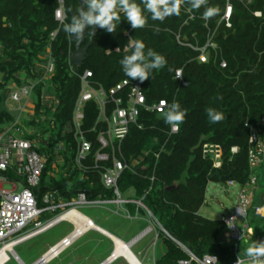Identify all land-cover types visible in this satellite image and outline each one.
I'll use <instances>...</instances> for the list:
<instances>
[{
	"label": "trees",
	"instance_id": "obj_1",
	"mask_svg": "<svg viewBox=\"0 0 264 264\" xmlns=\"http://www.w3.org/2000/svg\"><path fill=\"white\" fill-rule=\"evenodd\" d=\"M231 2V26L221 21L228 0H207L200 9L182 3L179 16H169L162 22L152 20L151 14L145 13L146 25L139 29H133L117 9L121 22L116 31L108 33L97 28L84 65L74 71L70 56L77 40L69 37L63 31L64 23L56 19L59 0H0V132L17 119V113L7 105L9 86L35 83L32 93L35 114L30 119L23 118L22 122L43 133V146L38 149L49 154L41 183L35 189L40 205H43L41 194L47 188L57 190L65 200H71L81 191L90 198L113 197V191L103 185L99 170L85 171L73 165L77 152L71 131L74 111L82 75L91 71V83L106 89L130 79L124 74L120 60L131 54L134 41L141 40L145 51L151 48L167 60L164 68L153 70L151 77L143 82L148 103L161 99L169 103L177 101L186 115L179 132L170 134L171 127L164 122L163 113L141 111L138 123L131 125L123 140L122 149L128 162L146 150L151 151L144 170L147 177L125 170L120 188L126 191L132 187L137 197H142L152 187L145 204L172 235L200 256L213 253L219 255L220 264L231 263L234 246L223 244L220 239L226 229L225 222L202 216L200 209L206 201L210 181L234 180L239 185L249 184L251 129L246 124L258 126L264 139V0ZM207 6L216 7L218 14L205 20L202 13ZM80 8L81 0H65L66 22ZM256 11L262 15L256 16ZM92 34L93 30L89 29L86 43ZM211 38L217 48L209 47L208 61H201V50L196 47L206 46ZM49 49L55 68L52 76L45 79L44 64L48 62ZM223 61L226 67L222 66ZM179 69L183 70L187 85L176 78ZM47 94L52 98L47 100ZM207 108L223 112L226 119L210 123ZM84 112L83 129L90 131L96 126L99 107L95 101H89ZM87 136L95 141L97 132ZM26 137L35 138V134L26 131ZM207 142L223 147L221 168L214 167L211 156H204L203 145ZM163 146L165 149L156 164L154 153ZM233 147H238V152L234 153ZM95 151L85 165L94 163ZM59 156L65 157L67 164L72 161L73 167L71 174L63 172L57 178ZM256 172L261 184L264 161ZM153 173L154 182L150 179ZM263 196L264 191L261 197L254 198L248 212L249 224L258 239L263 235H259L261 230L254 219L258 216L256 208L263 205ZM128 206L134 214L136 205ZM165 244L166 252L160 264H177L186 256L172 240L165 238ZM238 247L243 249V243ZM10 263L19 264L12 257L5 264Z\"/></svg>",
	"mask_w": 264,
	"mask_h": 264
},
{
	"label": "built area",
	"instance_id": "obj_2",
	"mask_svg": "<svg viewBox=\"0 0 264 264\" xmlns=\"http://www.w3.org/2000/svg\"><path fill=\"white\" fill-rule=\"evenodd\" d=\"M59 2L60 7L56 11V19L61 23H66L65 0H59ZM232 13L233 4L231 0H228L226 12L221 21L224 20L228 26H231ZM255 15L261 16L262 12L256 11ZM55 35L56 33H53V36ZM178 38L180 39L179 36ZM209 47L217 48V44L212 38L206 46L201 48L196 47V49L201 50L199 55L201 61H208ZM46 57L48 62L44 64L45 79H49L55 68L50 49ZM222 66L226 67L227 63L223 61ZM72 69L76 70L73 65ZM179 70L182 72V75L177 78L176 74V78L180 79L184 85H187L188 82L183 77V70ZM91 76L92 72L87 70L81 77L82 88L74 111L71 128L77 142L74 165L85 171L99 170L103 185L106 189L113 191V197L90 198L86 192L81 191L71 200H65L59 196L57 190H51L41 197L43 205H40V197L37 195L35 189L41 183V178L48 162V156L39 151L40 143H38L37 138L26 137V126L22 122L24 112L34 110V113H30V115L33 116L35 114V104L32 99L35 83L15 86L17 89L11 91L10 99L16 101L18 105L14 106L8 103V107L17 113V119L13 124L0 132V250L4 249L9 243L17 242L20 244L48 231L61 222L67 221L73 225V231L56 244L50 246L36 261V264H49L73 246L85 233L92 228L97 229L96 227H99L94 223L92 218L78 210V207L117 203L118 208L115 210V213L123 214L130 219H139V212H143L153 224L147 226L129 242H125L117 236L108 233V237L113 241V251L98 264H113L119 259H123L127 264H143L132 251L131 247L154 231L155 228L159 229L156 235L157 239L163 235L166 239L172 240L186 255L179 259L177 264H220L219 255L206 253L200 256L196 254L187 244L172 235L156 218L144 201L152 187L142 197L135 198H125L120 188V180L125 170H130L137 175L147 177L144 170L147 168L146 162L151 151H144L131 162H128L124 157L122 142L129 133L131 125L138 123L143 109L150 112L163 113L167 109L168 104H170L169 101L161 99L152 104L148 103L143 83L141 84L139 81L124 79L113 87L106 89L104 87H96L91 83ZM46 97L47 100L52 98L48 94ZM89 101L97 103L99 116L96 126L90 131H85L83 129L84 107ZM262 122H264V118ZM246 125L251 129V136L249 138V161L252 170L250 182L247 185H239L234 180H228L224 183L227 190L230 189V186L239 185L240 187L238 205L235 212L220 219L226 224V229L223 232L224 239H221V243L234 246L233 260L229 264H235L238 256L247 262L245 257L241 256L242 249L238 245L243 241L251 243L255 235L254 228L247 222V217L256 196L258 185V173L256 169L264 161V139L261 138V129L258 126L249 123ZM95 131L97 132V138L94 141L88 138L87 135ZM178 132L170 129L169 133L175 134ZM164 149L165 147L163 146L159 151L154 153L156 164ZM238 150V147H233L232 149L234 153L238 152ZM94 151V163L85 165V161ZM203 154L205 157L211 156L215 168H221L224 150L220 144L204 143ZM54 166L56 167L57 164ZM8 172L11 175H8ZM150 179L152 182L156 180L154 173L150 175ZM5 184L11 185L12 189H6L4 187ZM131 203L136 205V212L134 214L127 207ZM262 208H264V196L263 205L256 208V213L263 214L261 212ZM59 209L63 210V212L52 217L49 216L50 213H55ZM73 212L75 213L72 214ZM66 215L68 217H65ZM241 217L245 218L243 226L237 223ZM113 236L124 243L122 249H118V241ZM256 242H264V236L259 237L257 241H253L250 246Z\"/></svg>",
	"mask_w": 264,
	"mask_h": 264
},
{
	"label": "rangeland",
	"instance_id": "obj_3",
	"mask_svg": "<svg viewBox=\"0 0 264 264\" xmlns=\"http://www.w3.org/2000/svg\"><path fill=\"white\" fill-rule=\"evenodd\" d=\"M9 88L11 91L17 89V87L14 85H10ZM9 99L10 95L8 97L7 103L14 106L18 105L16 101L11 99L9 101ZM30 113H34V110L31 112H24L22 118L30 119V117H32ZM26 131H28V133L35 134V138L38 139V143H40V146H43L42 140L44 135L41 133V131H39V129H37V127H26ZM36 135L40 136L36 137ZM46 155H49L48 152ZM57 160V163L59 164L57 178L61 177L63 172L65 175L72 173V161L67 164L65 157L63 156H59ZM63 166H66V168H62ZM4 187L6 189H12V186L9 184H5ZM51 190L52 189L49 188L45 189L41 194L42 197L47 191ZM263 191L264 180H262L261 184L259 183L257 185L256 196L261 197ZM122 192L125 198L137 197L135 190L132 187L126 191L122 190ZM239 193V185L230 186V189L227 190L222 181H210L207 187L206 201L200 209V214L204 217L216 220H220L223 216H228L230 213L235 212L237 208ZM128 205L127 207H129ZM117 208V203H110L97 206H81L78 207V210L91 217L97 224L101 225L125 242H129L133 237L143 231V229L153 224L149 220V217L143 212H139V219H130L125 217L123 214L115 213ZM61 212H63V210L59 209L55 213H50L49 216L52 217ZM261 212L263 214L258 213V216H256L254 219V222L260 227L261 231L259 235L264 236V218L260 217L261 215L264 217V208L261 209ZM237 223L238 225L243 226L245 223V218H239ZM72 231L73 225L67 221H64L40 235L16 245L14 249L26 264H33L49 249L50 246L62 240ZM158 232L159 229L155 228L154 231L143 237L138 243L131 247L132 251L139 257L143 264H155V262L160 264L159 261L163 258L166 252L165 237L162 235L157 239L156 235ZM89 239L91 238H85L77 241L59 258H56L49 264H98L111 254L114 246L109 238L95 233L92 235V239ZM220 239H224L223 234L220 236ZM255 240H258V236H254L251 243ZM242 243L243 249L242 253L240 254L241 256L245 257L244 252L248 247H250L251 243L247 241H243ZM9 256H11L10 253ZM113 264L127 263L123 259H119ZM245 264H247V262H245Z\"/></svg>",
	"mask_w": 264,
	"mask_h": 264
},
{
	"label": "clouds",
	"instance_id": "obj_4",
	"mask_svg": "<svg viewBox=\"0 0 264 264\" xmlns=\"http://www.w3.org/2000/svg\"><path fill=\"white\" fill-rule=\"evenodd\" d=\"M182 3H189L193 9H200L207 4V0H140L139 3L137 0H81L79 13L73 15L70 22L64 23L62 27L69 37L80 41L89 29L93 30V35L97 28L114 33L117 25L121 22V16L117 9L123 12L125 19L133 29H139L146 25L147 16L145 13H150L152 20L162 22L169 16H179ZM217 14L216 7L207 6L202 17L207 20ZM131 47V54L125 55L120 60L124 74L131 80H138L142 84L151 77L153 70L162 69L167 65L164 55L151 48L145 51L146 46L143 41L136 40ZM181 75L182 72L177 70V78ZM206 112L212 124L226 119L225 114L215 108H207ZM185 115L186 110L182 109L179 102L173 101L163 112V119L173 131H179ZM105 235L108 236V234ZM244 256L247 264H264V242H256L248 247ZM235 264H245V260L238 256Z\"/></svg>",
	"mask_w": 264,
	"mask_h": 264
},
{
	"label": "water",
	"instance_id": "obj_5",
	"mask_svg": "<svg viewBox=\"0 0 264 264\" xmlns=\"http://www.w3.org/2000/svg\"><path fill=\"white\" fill-rule=\"evenodd\" d=\"M87 33L85 34V36H84V38L82 40L77 41L76 47L71 53L70 62L75 67L76 70H78L81 66L84 65V62H85V60L87 58L88 49L94 42V35L95 34L94 35L92 34V36L90 37V41L88 43H86V35H87ZM102 232H104L105 234L108 233L105 230L102 231ZM10 254H11L10 258L13 257L16 261H18L19 264H26L23 261V259L21 258V256L16 252L15 249H14V251L10 252ZM33 264H36V262L33 263Z\"/></svg>",
	"mask_w": 264,
	"mask_h": 264
},
{
	"label": "bare ground",
	"instance_id": "obj_6",
	"mask_svg": "<svg viewBox=\"0 0 264 264\" xmlns=\"http://www.w3.org/2000/svg\"><path fill=\"white\" fill-rule=\"evenodd\" d=\"M75 212H73L72 214H74ZM65 217H68L67 215ZM88 221V219H86ZM97 229H99L100 231H104L103 229L96 227ZM107 233V232H106ZM108 234V233H107ZM110 235V234H109ZM114 238H116L115 236H113ZM116 240L118 241V249H122V247L124 246V243L121 242L118 238H116ZM17 242L14 243H9L7 244L4 249L0 250V264H5L9 259V253L14 251V247L17 245ZM9 252V253H8Z\"/></svg>",
	"mask_w": 264,
	"mask_h": 264
},
{
	"label": "crops",
	"instance_id": "obj_7",
	"mask_svg": "<svg viewBox=\"0 0 264 264\" xmlns=\"http://www.w3.org/2000/svg\"><path fill=\"white\" fill-rule=\"evenodd\" d=\"M256 197V196H255ZM249 217V216H248ZM91 218V217H90ZM248 223H249V218H248V221H247ZM94 223L95 224H97L95 221H94ZM99 227H101L103 230H105V231H107L108 233H110V234H112L111 232H109L107 229H105L104 227H102L101 225H99V224H97ZM250 225V224H249ZM251 226V225H250ZM95 233H97V234H100V235H103V236H105V237H108L107 235H105V233H103L102 231H100V230H98V229H94V228H92L90 231H88L87 233H85V235H83L80 239H78L77 241H79V240H82V239H85V238H91L92 239V235L93 234H95ZM114 235V234H113ZM109 238V237H108ZM91 239H89V240H91ZM76 241V242H77ZM103 261V260H102ZM101 262V261H100ZM99 262V263H100Z\"/></svg>",
	"mask_w": 264,
	"mask_h": 264
}]
</instances>
